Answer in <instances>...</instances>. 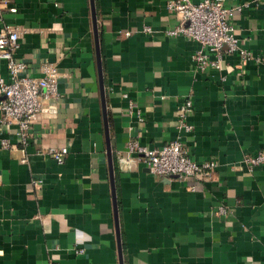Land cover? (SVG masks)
Masks as SVG:
<instances>
[{
    "label": "crops",
    "instance_id": "1",
    "mask_svg": "<svg viewBox=\"0 0 264 264\" xmlns=\"http://www.w3.org/2000/svg\"><path fill=\"white\" fill-rule=\"evenodd\" d=\"M6 1L16 11L2 10L0 34L19 30L15 60L33 78L55 64L59 78L25 162L16 128L0 126L13 145L0 148V264H119L90 2ZM168 1L94 0L123 264H264V165L241 164L264 150V0H224L240 47L261 60L225 55L204 72L195 42L165 36L179 23ZM174 139L191 160L216 163L210 180L118 162L130 141L155 149ZM49 148L67 149L64 164Z\"/></svg>",
    "mask_w": 264,
    "mask_h": 264
},
{
    "label": "built area",
    "instance_id": "2",
    "mask_svg": "<svg viewBox=\"0 0 264 264\" xmlns=\"http://www.w3.org/2000/svg\"><path fill=\"white\" fill-rule=\"evenodd\" d=\"M6 0H0V15L3 9L15 13L14 8H8ZM167 11L179 17L176 27L166 30L165 36L184 38L195 42L199 48L193 55V64L197 71L207 69L219 70L225 55L236 54L242 60L259 62L260 56H253L239 45L235 28L231 24L233 10L224 7V0H203L193 3L192 0H169ZM143 33L150 34L152 30L143 28ZM20 33L17 28L6 27L0 34V61L5 63L7 77H0V126L16 128L15 136L25 153L21 162H25L26 149L31 143L33 124L39 120L44 110V102L58 97L59 73L55 64H43L38 72L39 77L29 76L27 64L15 60V52L19 49ZM225 48V49H224ZM264 57V55H263ZM191 101H186L178 107L181 120L191 111ZM185 131L191 127L183 125ZM0 148L9 150L13 145L8 139L0 137ZM36 152L40 148L36 146ZM66 148H49L46 151L56 164L62 165L67 156ZM118 162L127 167L134 160L142 164L155 177H163L170 181L194 178L210 180L217 167L209 160L196 162L191 160L187 149L180 139H174L160 148L149 149L140 146L136 141L126 145L125 152L118 154ZM248 172L264 165V150L253 156H245L241 162ZM194 192L195 187H190ZM224 211L220 209V213ZM50 217L43 218L41 224L48 231ZM83 249H76V255L83 254Z\"/></svg>",
    "mask_w": 264,
    "mask_h": 264
},
{
    "label": "water",
    "instance_id": "3",
    "mask_svg": "<svg viewBox=\"0 0 264 264\" xmlns=\"http://www.w3.org/2000/svg\"><path fill=\"white\" fill-rule=\"evenodd\" d=\"M89 2H90L91 19H92V25H93V35H94V44H95V53H96V62H97V73H98V80H99V87H100L101 110H102L103 126H104L105 147H106V153H107V159H108L109 181H110L112 204H113L115 234L117 237V253H118L119 264H123L122 247L120 243V233H119V223H118V210H117L116 193H115V185H114V169H113V163H112V153H111L109 131H108V125H107L105 94H104V87H103V75H102L101 58H100L99 44H98V33H97L94 0H89Z\"/></svg>",
    "mask_w": 264,
    "mask_h": 264
},
{
    "label": "trees",
    "instance_id": "4",
    "mask_svg": "<svg viewBox=\"0 0 264 264\" xmlns=\"http://www.w3.org/2000/svg\"><path fill=\"white\" fill-rule=\"evenodd\" d=\"M115 170V168H113Z\"/></svg>",
    "mask_w": 264,
    "mask_h": 264
}]
</instances>
